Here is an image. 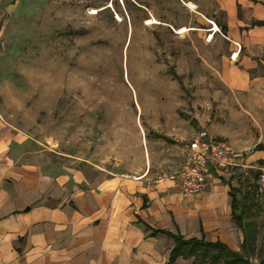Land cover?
Returning <instances> with one entry per match:
<instances>
[{"label": "crops", "instance_id": "0c3cea01", "mask_svg": "<svg viewBox=\"0 0 264 264\" xmlns=\"http://www.w3.org/2000/svg\"><path fill=\"white\" fill-rule=\"evenodd\" d=\"M136 2L158 28L184 27L204 46L227 50L219 75L231 100L218 105L225 122L209 114L198 124L227 139L235 157L246 153L241 166L264 160V149H256L264 144V24H253L264 21V0ZM20 121L0 112V264H194L195 256L171 258L176 235L241 250L233 194L242 200L223 173L226 165L215 168L200 194L184 195L174 181L158 178L180 163L164 170L150 160L159 137L144 134L147 150L137 155L136 169L125 170L124 154L96 151L90 158L45 149L43 136Z\"/></svg>", "mask_w": 264, "mask_h": 264}, {"label": "rangeland", "instance_id": "374dc122", "mask_svg": "<svg viewBox=\"0 0 264 264\" xmlns=\"http://www.w3.org/2000/svg\"><path fill=\"white\" fill-rule=\"evenodd\" d=\"M92 8L101 9L90 14ZM146 15L152 16L136 0H0L2 116L21 119L43 136L45 149L90 158L96 151L127 155L119 165L125 170L136 169L137 155L147 150L144 134L157 138L154 125L173 142L158 138L150 160L164 170L173 160L181 163L189 140L204 128L198 117L211 114L225 122L218 105L231 95L224 93L219 72L227 68L223 54H229L186 32L147 24ZM245 156L234 157L223 173L241 200L250 191L249 219L258 225L260 248L264 166L255 158L241 166ZM251 260L259 264L258 257Z\"/></svg>", "mask_w": 264, "mask_h": 264}, {"label": "trees", "instance_id": "16d2710c", "mask_svg": "<svg viewBox=\"0 0 264 264\" xmlns=\"http://www.w3.org/2000/svg\"><path fill=\"white\" fill-rule=\"evenodd\" d=\"M253 24H264V21H256ZM157 137L166 141L173 142L171 138L162 133H157ZM256 149H264V144H257ZM259 163L264 165V160ZM233 217L243 232L241 250H233L226 244L216 241H206L204 239H183L181 235H176V246L174 247L171 258L182 254L184 256H195L194 264H253L251 257L259 258V264H264V244L257 248L259 228L256 221L249 218V213L254 206V201L250 200V191H246L243 200L240 201L233 194ZM239 209V213L237 210Z\"/></svg>", "mask_w": 264, "mask_h": 264}, {"label": "built area", "instance_id": "2783aa9c", "mask_svg": "<svg viewBox=\"0 0 264 264\" xmlns=\"http://www.w3.org/2000/svg\"><path fill=\"white\" fill-rule=\"evenodd\" d=\"M234 157L235 152L224 141L211 136L205 128L199 129L189 140L183 161L158 178L174 181L184 195H197L214 178L215 168L234 164ZM259 184L264 186V173L260 175Z\"/></svg>", "mask_w": 264, "mask_h": 264}, {"label": "bare ground", "instance_id": "6f19581e", "mask_svg": "<svg viewBox=\"0 0 264 264\" xmlns=\"http://www.w3.org/2000/svg\"><path fill=\"white\" fill-rule=\"evenodd\" d=\"M110 6H113V3L111 2V3H108V5H107V7H110ZM101 8H92V10L90 11V14H96V13H98V11L100 10ZM115 18H116V20H118V21H122V16H121V14H119L118 12H116V16H115ZM146 23L147 24H153V23H158V20L154 17V16H151V17H149V18H147V20H146ZM214 29L215 30H217L218 29V26H217V24L216 23H214ZM186 28H184V27H182V28H180V29H177V32L178 33H185L186 32ZM213 36L212 35H210L209 36V39H211Z\"/></svg>", "mask_w": 264, "mask_h": 264}]
</instances>
